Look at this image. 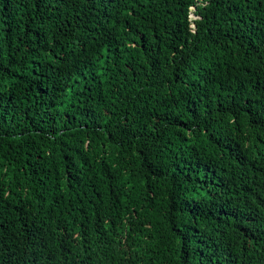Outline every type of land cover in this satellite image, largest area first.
I'll use <instances>...</instances> for the list:
<instances>
[{"label":"trees","instance_id":"trees-1","mask_svg":"<svg viewBox=\"0 0 264 264\" xmlns=\"http://www.w3.org/2000/svg\"><path fill=\"white\" fill-rule=\"evenodd\" d=\"M96 242L264 264V0H0V264Z\"/></svg>","mask_w":264,"mask_h":264},{"label":"clouds","instance_id":"clouds-1","mask_svg":"<svg viewBox=\"0 0 264 264\" xmlns=\"http://www.w3.org/2000/svg\"><path fill=\"white\" fill-rule=\"evenodd\" d=\"M111 235H113V234L103 235L100 238L107 239ZM120 247L121 246H112L111 247L107 244L96 242V244L94 245V253H96V255H99L101 257V261L105 262V264H112V261L115 259L116 252ZM96 255L86 257V258L89 260L90 263H97L96 262Z\"/></svg>","mask_w":264,"mask_h":264}]
</instances>
